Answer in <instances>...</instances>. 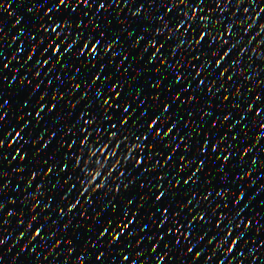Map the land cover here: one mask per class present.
I'll return each instance as SVG.
<instances>
[{
    "label": "snow or ice",
    "instance_id": "1",
    "mask_svg": "<svg viewBox=\"0 0 264 264\" xmlns=\"http://www.w3.org/2000/svg\"><path fill=\"white\" fill-rule=\"evenodd\" d=\"M0 93L16 264H264V0H0Z\"/></svg>",
    "mask_w": 264,
    "mask_h": 264
},
{
    "label": "water",
    "instance_id": "2",
    "mask_svg": "<svg viewBox=\"0 0 264 264\" xmlns=\"http://www.w3.org/2000/svg\"><path fill=\"white\" fill-rule=\"evenodd\" d=\"M153 6L155 7V5H153ZM13 7H15V5H13ZM132 10H135V6H133V9ZM128 11H129L128 9H122L121 10V18H124V16L126 15V13ZM102 14L103 13H100L98 15H102ZM108 14H109V20H111V17L114 14L113 11H112V9H109L108 10ZM9 23H11V20H9ZM7 39H8V37H6V39H5V44L7 43ZM18 75H19V73H18ZM7 91H11V89L9 88V89H7ZM0 96H3V98H8L3 93H0ZM10 103L14 107L15 104L17 103V101L10 100ZM14 118H15V113L13 112L12 113V116H11V119H14ZM255 151H257V153H258V149H256ZM257 179H259V177H257ZM256 187L259 188L260 185L257 184ZM260 195H264V193H261ZM5 231L11 232V237L9 238V240H7L5 242L4 245H0V254L3 255V264H16L15 261H12L11 260V257L16 254L19 245L22 244V243H24V241L22 240V241L17 242V241H14L12 239V237H14L19 230H13L12 227L9 226V227H7L5 229ZM0 238H2V237H0ZM9 246H11V249L10 250H9ZM45 252H46V249H41V254H43ZM52 264H56V262L53 261ZM125 264H127V262H125Z\"/></svg>",
    "mask_w": 264,
    "mask_h": 264
}]
</instances>
